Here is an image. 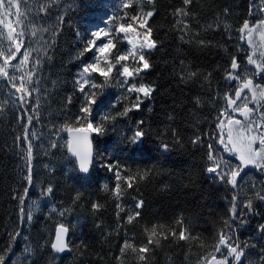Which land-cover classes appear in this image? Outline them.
<instances>
[{
	"label": "trees",
	"instance_id": "trees-1",
	"mask_svg": "<svg viewBox=\"0 0 264 264\" xmlns=\"http://www.w3.org/2000/svg\"><path fill=\"white\" fill-rule=\"evenodd\" d=\"M123 3L124 0H0L10 19L5 33L0 34V46L7 47V30L19 32L23 27L24 47L40 48L39 53L33 51L32 58L42 57L39 93L32 97L34 101L39 96L38 117L30 110L36 107L34 103L26 105L29 110L25 113L20 105L10 102L9 93L14 89L0 78V102L5 105L0 111V253L11 248L5 264H144L130 248L123 256L120 250L125 240L137 247L147 244L144 229L153 225L158 226L159 234L153 239L160 238V244L151 246L147 264H201L202 258L213 252L225 221L233 223L241 247L247 245L240 264H261L264 201L255 198L253 186L256 191L264 190V172L256 169L246 173L234 193L229 185L206 171L210 165L207 145H213L216 155L222 152L216 117L224 107V94L232 88L225 79L226 70L233 56L246 63L239 29L245 20L257 19L253 14L255 0H194L188 17L176 15V9L184 7L182 0L143 4L144 11L155 10L148 25L158 46L147 54L152 67L142 73L137 83L149 84L155 91L143 99L139 110L117 116L115 121H103V131L93 135L94 167L85 176L68 151V131L64 130L65 125L78 129L87 123L76 120L85 102L76 80L81 66L92 62L94 56L92 52L80 53L92 38L91 32L109 28L114 31L116 24L127 21L125 12L135 15L139 11L135 4L125 9ZM42 6L47 7L46 12ZM114 16L118 19L113 20ZM178 20H184L189 27L182 32ZM33 25L35 37L31 36ZM45 28L47 31H42ZM122 36L115 37L118 50L128 47ZM192 71L197 72L195 78L188 76ZM122 79L114 70L106 82L95 76V82L104 85L102 88L85 89L96 93L91 117L94 126L101 123L102 116L116 115L136 102V94L126 92ZM26 115L33 116L31 124L21 118ZM139 121L144 123L139 125ZM138 127L146 134L140 144L133 146L129 138ZM25 128L28 141L23 139ZM197 137L201 142L193 144ZM29 142L30 186L25 180ZM162 144L169 145L167 151ZM109 164H119L122 177L135 176L131 189L123 180L120 182L123 211L119 217L118 201L112 194L117 181ZM144 173L147 176L141 179ZM49 185L53 193L42 196L41 189ZM25 187L28 196L21 220L16 197L23 194ZM77 193L79 200L74 199ZM236 194L239 219L232 222L230 209ZM246 198L253 199L251 211L243 207ZM139 200L144 202L140 216L129 224L127 216L137 210ZM94 203L101 205L99 210L93 209ZM29 210L31 221L27 220ZM61 224L70 231L73 251L68 256L54 253L51 247ZM182 229H186L187 240L178 239ZM173 231L177 238L172 237ZM17 232L19 236L13 240ZM216 255L220 258V254ZM230 264L234 262L230 260Z\"/></svg>",
	"mask_w": 264,
	"mask_h": 264
},
{
	"label": "snow or ice",
	"instance_id": "snow-or-ice-1",
	"mask_svg": "<svg viewBox=\"0 0 264 264\" xmlns=\"http://www.w3.org/2000/svg\"><path fill=\"white\" fill-rule=\"evenodd\" d=\"M194 0H182L184 7L176 9V15L178 17H188L190 15V6ZM155 0H124L123 8L127 9L136 5L139 9L137 14L128 15L127 12L124 16L127 18L125 23H118L115 25L114 31L112 28L99 29L91 32V39L87 41L82 56L84 53L92 52L94 59L90 63H85L81 66L78 73V79L76 84L78 85V91L84 93V103L80 107V115L76 117V120H85L86 126L78 129H72L67 125L64 126L65 131H76L78 133L88 132H101L103 131V121H115L117 116H126L129 112L139 110L144 98H150L155 91L154 87L143 82L137 83L138 79H142V73L151 69L148 53L157 48V41L152 38L153 30L148 25V21L155 14L154 8L152 10L144 11L143 4L154 5ZM42 11L46 12L47 7L42 6ZM260 11L264 14V0H261ZM113 20L118 17H113ZM28 24H33L32 20L26 19ZM25 21L23 24H25ZM181 26V31L186 30L189 25L184 20L177 21ZM135 25V27H134ZM141 29L143 31H139ZM47 31V29H42ZM240 39L245 41L251 52L247 55V64L253 66V71H249L247 68L241 69V64L237 58L233 56L230 60V66L226 70L225 79L232 84L230 91L226 92L223 96L224 107L219 111L216 117V127L218 144L222 146V151L231 153L239 160V164L232 166L228 160H225L223 156L214 154L213 145L209 143L207 160L210 165L206 168L209 174L213 175V178L229 185L233 192L236 193L238 189V182L241 172L248 166H254L264 172V111L259 112L258 120L253 118L257 109H264V83H257L256 78L264 77V19H260L255 23H251L245 20L239 29ZM253 33H258L259 43L254 41ZM123 34L121 37L128 45L123 50L117 49V43L115 37ZM37 30L33 25L31 36L35 37ZM52 35L55 36V30ZM25 30L22 27L19 32H12L7 30V47L0 46V78H4L11 84V88L14 92L10 91V102L21 106L23 112H28L26 105L35 104L36 107H32L30 110L33 113H37L39 107V96L33 101L32 97L34 93H39V68L41 65L42 57L37 55L32 58L33 51L39 53L40 48L33 49L31 46L24 47ZM180 39L183 40L184 36L181 35ZM101 42L98 44L97 41ZM201 45L204 41H199ZM22 48L24 49L22 51ZM113 49H117L113 54ZM46 55V53H45ZM19 57V59H18ZM16 61L15 63H13ZM131 61V63H129ZM119 66V67H117ZM116 70L117 74L122 77L121 84L126 86V92L129 94H136L135 103L130 107H125L122 112L116 115H104L101 117V123L94 126L91 122L93 105L96 104V93L93 91L85 92V89L102 88L103 84H97L95 82V76L103 77L106 82L113 71ZM189 78H195L197 72L192 71L188 73ZM233 82H235L233 84ZM198 102V101H197ZM252 104L253 107L249 105ZM4 103L0 102V111L4 108ZM236 114L243 117V120L236 119ZM26 121L31 124L33 120L32 115H26ZM144 122L139 121V125ZM145 132L142 128H139L129 138V143L133 146L141 143L145 136ZM25 141L29 140V134L27 128L24 131ZM76 147H73V141L68 142L69 150L73 155L77 157L79 170L83 173H88L90 165L92 163L91 152L85 150L82 145L86 143V135H77L73 138ZM201 142V138L197 137L193 140V144ZM259 144V147L254 145ZM52 147H56L52 144ZM161 148L167 151L169 145L162 144ZM26 160L29 162L28 174L25 177L28 185L32 184V171L30 161L32 159V145L29 142L26 146ZM109 171H112L116 178V185L112 191V194L117 199L116 207L118 209L117 217H119L120 211H123L121 204L119 203L122 198L121 180L124 181L127 189L133 187V180L135 176H123L121 175V166L119 164L107 165ZM137 175H139L137 173ZM147 176L144 173L140 178L143 179ZM105 190H108V185H104ZM253 192L255 198L264 201V190L256 191L253 186ZM53 193V187L51 185L44 189H41L42 196H50ZM28 196V187H25L23 194L18 199L20 219L25 217V198ZM75 200L80 199V193H77ZM239 199V195H233L232 206L230 209V219L235 222L239 217L237 216L236 201ZM143 200H139L135 204L137 209L135 212L130 213L127 216V223L131 224L133 220L140 216V211L143 207ZM94 210H99L101 205L94 203L92 205ZM243 207L249 211L253 208V199L246 198ZM55 211V209H53ZM64 213L61 212L60 215ZM31 210L27 214V220L31 221ZM157 225H153L150 229L145 228V233L148 234L147 244L142 246H135L129 243L128 240L124 241V244L120 250L121 256L124 255L125 249H131L134 253H138V259L144 264H147V253L150 251L152 245H159L160 238L153 239L159 234L157 232ZM163 227V226H159ZM261 230H264L262 226ZM68 233V228L61 224L56 231L55 242L51 244L52 249L56 252H64L68 245L65 241V236ZM173 238H177V233L173 231L171 233ZM19 233H15L12 237L13 240ZM163 239H167V235H162ZM189 236L186 234V229H182L179 232V240H187ZM244 248L241 247L238 239L235 238V230L233 223L229 221L224 222V228L220 230L217 235L216 242L213 246V252L202 258L201 264H229V260H232L234 264H240L242 257H244ZM11 251L9 247L3 253H0V264H5L8 252ZM216 254H220V258ZM251 264V262H249ZM261 264H264L262 260Z\"/></svg>",
	"mask_w": 264,
	"mask_h": 264
},
{
	"label": "rangeland",
	"instance_id": "rangeland-1",
	"mask_svg": "<svg viewBox=\"0 0 264 264\" xmlns=\"http://www.w3.org/2000/svg\"><path fill=\"white\" fill-rule=\"evenodd\" d=\"M260 8H261V0H255L253 14L257 17V19L255 21H253V22H250V24L251 23H255L256 21H258L260 19H264V14L261 13ZM8 22H10L8 14H6L5 10L2 8V6H0V34L1 33H3V34L5 33V26H7ZM138 30L141 31L140 29H138ZM253 39L257 43H259V35H258V33H253ZM100 42L101 41H99L98 44ZM242 43H243L242 44V50L244 52H246L247 55H249L250 52H251V49L249 48V46L247 45V43L245 41H242ZM247 55H246V57H247ZM240 64H241V69L247 68L249 71H253V66L247 64V59H246V63L245 64H242V63H240ZM256 82L257 83H264V77L256 78ZM249 106L253 107L252 104H250ZM260 111H264V109H257V112L254 114L253 118L258 120ZM235 118L243 120V117L240 116L239 114H236ZM254 147L258 148L259 144L257 143L256 145H254ZM220 156H223V158L225 160H228L231 163L232 166H236V165L239 164V160L236 158V156L232 155L231 153H226V152L222 151L220 153ZM256 169L257 168L254 167V166H248V167L244 168L243 172H241V174H240L239 181H240L241 178H243L245 176L246 173H248L249 171L256 170ZM229 264H230V260H229Z\"/></svg>",
	"mask_w": 264,
	"mask_h": 264
},
{
	"label": "water",
	"instance_id": "water-1",
	"mask_svg": "<svg viewBox=\"0 0 264 264\" xmlns=\"http://www.w3.org/2000/svg\"><path fill=\"white\" fill-rule=\"evenodd\" d=\"M77 135H86L87 136V141H86V143H84L82 145V147L85 150L90 151L91 152V156H92V163L90 165L89 172L88 173H83V172H81L79 170L82 175H85L86 176V175H89L92 172L93 167H94V162H95V150H94L93 139H92L93 138V134H92V132H88V133H78L76 131L68 132V139H69V141L70 140L73 141V147H76L75 141H74L73 138L76 137ZM69 153H70L71 156H73L75 158V160L77 162V157L75 155H73L70 150H69ZM77 164H78V162H77ZM56 231H57V229H56ZM56 231H55V236H54L53 243L55 242V239H56ZM65 241H66L68 247H67V249L64 252H56L54 249H52L53 252L56 253V254H58V255H60V256H68V255H70L72 253V248H71L70 243H69L70 242V231H69V229H68L67 235L65 236Z\"/></svg>",
	"mask_w": 264,
	"mask_h": 264
}]
</instances>
